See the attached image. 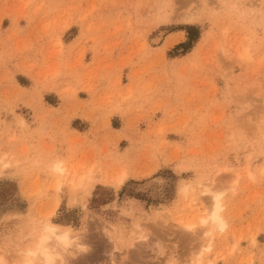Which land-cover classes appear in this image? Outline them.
<instances>
[{
    "label": "rangeland",
    "instance_id": "1",
    "mask_svg": "<svg viewBox=\"0 0 264 264\" xmlns=\"http://www.w3.org/2000/svg\"><path fill=\"white\" fill-rule=\"evenodd\" d=\"M47 214L71 264H264V0H0L7 264Z\"/></svg>",
    "mask_w": 264,
    "mask_h": 264
},
{
    "label": "bare ground",
    "instance_id": "2",
    "mask_svg": "<svg viewBox=\"0 0 264 264\" xmlns=\"http://www.w3.org/2000/svg\"><path fill=\"white\" fill-rule=\"evenodd\" d=\"M51 169L54 173H63L64 171L60 163L53 164ZM81 177H79L74 184L72 191L81 187L88 194L99 177L91 173L86 177ZM111 179L112 177L105 178V180H107L106 182L113 184L117 188H120L124 182L123 174H119L112 180ZM60 186V183L56 184L55 187L57 191L60 189ZM221 211L222 205L220 204L219 198L214 196L211 212L208 216L200 218L198 222L203 228L210 225L209 230L205 233L207 236L212 235V229H218L220 231L225 230L227 222L221 214ZM50 215L51 214L45 216L41 222L30 225L26 224V226L23 225L18 229V232L14 234V238L17 240L15 241L16 246L19 249L17 264H71V260V263L67 261L72 254L70 250L71 246H74L80 254L87 249L83 243L78 242V239L75 237L76 235L71 236V230L68 227L59 226L51 222L49 220ZM195 225V222L186 221L181 223L182 229L187 232L193 231ZM26 236H30V241H26V244L22 245L20 242H22ZM73 239H75V241ZM210 240V237L207 238V241L202 244V248L209 250L211 248ZM201 253L202 252H200L199 255ZM199 263L200 261L198 260L196 264ZM0 264H7L5 259L1 256Z\"/></svg>",
    "mask_w": 264,
    "mask_h": 264
},
{
    "label": "trees",
    "instance_id": "3",
    "mask_svg": "<svg viewBox=\"0 0 264 264\" xmlns=\"http://www.w3.org/2000/svg\"><path fill=\"white\" fill-rule=\"evenodd\" d=\"M189 28V29H188ZM187 42L186 43H182V44H179L175 49H178V48H181L183 49V52L186 53L188 52V50L192 47V44L194 42L197 41V39L199 38L198 37V34L197 32L194 30L193 27H187ZM183 53V54H184Z\"/></svg>",
    "mask_w": 264,
    "mask_h": 264
},
{
    "label": "crops",
    "instance_id": "4",
    "mask_svg": "<svg viewBox=\"0 0 264 264\" xmlns=\"http://www.w3.org/2000/svg\"><path fill=\"white\" fill-rule=\"evenodd\" d=\"M183 42V40L182 41H180L179 43H182Z\"/></svg>",
    "mask_w": 264,
    "mask_h": 264
}]
</instances>
